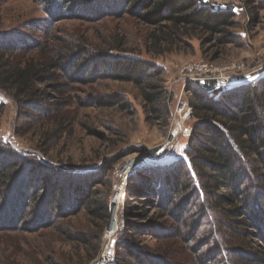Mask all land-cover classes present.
I'll return each instance as SVG.
<instances>
[{
  "label": "trees",
  "instance_id": "trees-1",
  "mask_svg": "<svg viewBox=\"0 0 264 264\" xmlns=\"http://www.w3.org/2000/svg\"><path fill=\"white\" fill-rule=\"evenodd\" d=\"M31 1L40 5L51 22L80 19L78 10L82 15L89 12L93 18L101 9L99 0ZM118 1H122V13L137 16L144 24L163 31L158 36L150 34L157 49L163 41L172 46L185 43L198 32L205 36L206 44L225 46L234 42L239 27L232 5L223 9L203 0H113ZM94 6L96 10H92ZM2 26L0 9V92L8 95L16 107L29 110L28 116L20 115L19 120L28 119L35 104L46 110L66 107L68 104L52 102L54 98L50 97L65 94L59 74L80 70L82 64L70 56L83 46L63 43L60 50L50 49L46 43L42 48L37 45L35 56L28 57L34 50H25L26 46L20 49L13 42L17 36L11 38ZM152 51L158 54L161 50ZM108 58V76L134 83L142 91L144 109L150 107L147 119L154 115L167 125L169 105L164 99L170 96L159 80L162 68L127 52L108 54ZM216 86L214 81L188 86L192 116L197 122L184 155L169 163L145 165L127 181L126 203L130 206L126 214L134 211L133 203L147 202L157 212V219L147 226L120 227L117 251L110 264H172L168 254L160 256L143 245L144 236L186 243L194 251L192 264H264V75L212 96ZM97 105H117L124 111L129 106L120 97L108 103L99 99ZM58 124V130L46 141H59L66 126H70L66 120ZM49 152L41 148L21 150L0 136V230H15L16 209H21L22 202L27 207L32 199L41 198L31 192L32 173L41 177L40 188L53 187L54 180L49 178L58 172L44 159ZM99 171L90 168L72 173L89 181ZM103 183L92 182L87 196V190L79 186L67 198L71 200L67 211L85 209L93 225L86 232H65L74 234L78 244L85 247L82 264L98 258L101 240L112 220L110 198L106 192L92 190ZM51 211L44 223L47 227L52 225L47 224L54 217Z\"/></svg>",
  "mask_w": 264,
  "mask_h": 264
},
{
  "label": "rangeland",
  "instance_id": "rangeland-1",
  "mask_svg": "<svg viewBox=\"0 0 264 264\" xmlns=\"http://www.w3.org/2000/svg\"><path fill=\"white\" fill-rule=\"evenodd\" d=\"M203 1L223 9L234 6L239 27L235 30L233 43L225 46L216 42L206 44L205 36L198 32L195 34L200 39L193 37L175 46L163 41L157 49L150 34L155 32L158 36L163 31L144 24L137 16L122 13V1L99 0L101 9L93 18L89 17V12L82 15V10H78L80 19L73 17L51 22L40 5L31 0H0L2 30L8 31L11 38L17 36L13 42L20 49L26 46L25 50H34L28 57L35 56L37 45L42 48L46 43L50 49H59L63 43L83 46L70 56L74 62L82 64L80 70L70 69L59 74L65 84V94L50 97L54 98L52 102L68 104L66 107L46 110L35 104L28 119L20 121V115L28 116L29 110L16 107L8 95L0 92V136L21 150L50 149L44 159L58 172L49 178L54 182L53 187L48 183L47 190L39 187L41 177L31 174L34 179L29 184L34 187L31 192L41 198L32 199L27 207L22 202L23 208L21 205V209H16L15 230H0V264H82L87 254L85 247L78 244L74 234L66 233L86 232L93 225L85 209L67 211L71 201L67 198L79 186L82 191L87 190V196L92 182H104L92 190L106 192L110 198L112 220L101 240L100 254L90 264H104L100 260L106 253L115 256L120 227L126 224L147 226L157 219V212L147 202L133 203L134 211L126 214L130 205L126 203L125 186L143 166L169 163L184 155L197 122L192 116L188 86L208 82L195 81L193 76L208 75L217 83L216 91L211 93L217 96L264 75V0ZM152 50L162 52L158 55ZM120 52L155 62L162 68L159 80L170 96L164 99L169 105L167 125L154 115L147 119L150 107L147 111L144 109L142 91L134 83L108 76V54ZM219 76L222 78H217ZM245 77L249 80L231 84V80ZM113 97L126 101L128 109L97 105L99 99L104 98L108 103ZM53 116L57 117L53 120ZM61 120L70 123L66 133L59 141H46L48 135L58 130ZM90 168L100 171L89 177V181H82L72 173ZM50 211L54 217L47 223L52 225L47 227L44 223ZM141 240L158 255L168 254L172 264H192L194 261V251L177 239L144 236Z\"/></svg>",
  "mask_w": 264,
  "mask_h": 264
},
{
  "label": "built area",
  "instance_id": "built-area-1",
  "mask_svg": "<svg viewBox=\"0 0 264 264\" xmlns=\"http://www.w3.org/2000/svg\"><path fill=\"white\" fill-rule=\"evenodd\" d=\"M195 75V74H194ZM194 78H195V81H206V80H208V81H212V79L208 76V75H203V74H197V75H195V76H193ZM220 77L221 76H219V77H217V78H219L220 79ZM222 78V77H221ZM209 79H211V80H209ZM242 80H244V81H248L249 79H246V77L245 78H236V80L235 81H233V80H231V84H237V83H239V82H243ZM217 81V80H216ZM216 91V89H214L213 91H212V93L213 92H215ZM133 167L134 166H132V171H133ZM132 173V172H131ZM131 173H130V175H131ZM113 258L114 257H112L109 253H106V255H105V257H104V255L101 257V260H100V262L101 263H104V264H110L112 261H113ZM100 264V263H99Z\"/></svg>",
  "mask_w": 264,
  "mask_h": 264
},
{
  "label": "water",
  "instance_id": "water-1",
  "mask_svg": "<svg viewBox=\"0 0 264 264\" xmlns=\"http://www.w3.org/2000/svg\"><path fill=\"white\" fill-rule=\"evenodd\" d=\"M137 165V164H136Z\"/></svg>",
  "mask_w": 264,
  "mask_h": 264
}]
</instances>
